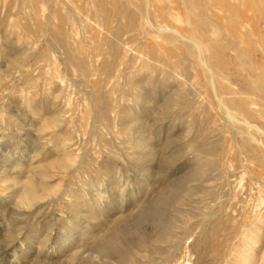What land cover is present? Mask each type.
<instances>
[{"label": "rangeland", "instance_id": "obj_1", "mask_svg": "<svg viewBox=\"0 0 264 264\" xmlns=\"http://www.w3.org/2000/svg\"><path fill=\"white\" fill-rule=\"evenodd\" d=\"M216 12L186 38L246 31ZM160 26L170 0H0V264H264V134L205 122L194 81L147 55L179 43Z\"/></svg>", "mask_w": 264, "mask_h": 264}, {"label": "bare ground", "instance_id": "obj_2", "mask_svg": "<svg viewBox=\"0 0 264 264\" xmlns=\"http://www.w3.org/2000/svg\"><path fill=\"white\" fill-rule=\"evenodd\" d=\"M199 4L210 14L209 19L191 16L190 12L195 13L196 6H198L192 0H170V21L174 26L170 28L160 26L159 30L162 32L163 30L169 31L179 43L170 47V53L161 49H159V53H156L151 49L147 51V55L152 53L156 55L153 58L165 60L163 65L170 71L171 75H184L185 80L191 78L194 81L198 87V93H200V110L203 112L205 122L208 125L215 123L233 137L236 136L234 126L237 124L255 126L264 134L261 128L250 121L252 114H258V118L264 116V36L262 34V29H264V0H201V2L199 0ZM255 5H259V7L254 9L256 15L251 19L247 16L248 12L246 14L245 11L254 8ZM241 7L243 10L240 9ZM216 10H230L239 14V28L243 27L246 30L236 34V40L232 39L233 41L221 51L211 50L206 47V44L202 45V42L190 40L182 32L183 29L188 28L195 30L197 28H211L213 25L221 23L225 24L229 18L218 14ZM127 25L130 26L131 22H128ZM235 25L233 24V26ZM256 34L258 39H253ZM202 46L209 54L216 57L217 61L212 62L209 58L211 56L204 57L201 52ZM189 47L195 48L196 51H190ZM244 55H248L249 60L242 62L240 66L237 65V61ZM252 95H258L259 100H254L255 97ZM177 99L172 95L168 96L164 101L165 107L168 108L171 104L176 105L175 102L179 100ZM197 168V171L201 172V166ZM37 200L35 185H28L20 196L21 203L30 205ZM14 213L18 214L17 212ZM15 219L19 220V217L16 216ZM166 226L164 225V227ZM166 229L167 227L164 230ZM162 232L158 234L157 240L169 242V239L166 238L167 234H162ZM244 264H249V262Z\"/></svg>", "mask_w": 264, "mask_h": 264}]
</instances>
